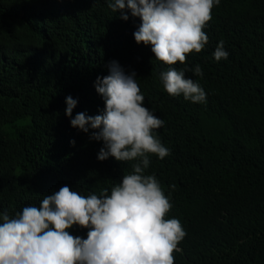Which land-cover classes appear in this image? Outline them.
<instances>
[{
	"label": "trees",
	"instance_id": "16d2710c",
	"mask_svg": "<svg viewBox=\"0 0 264 264\" xmlns=\"http://www.w3.org/2000/svg\"><path fill=\"white\" fill-rule=\"evenodd\" d=\"M110 2L0 0V213L39 207L65 185L110 194L132 174L138 161H99L103 141L65 115L68 96L78 101L73 118L103 113L94 84L116 61L136 73L143 106L164 121L155 134L170 155L148 154L144 174L172 205L165 219L186 233L174 264H264V0H220L204 49L171 66L136 43L141 20L120 19ZM36 9L47 16L46 34L32 25ZM220 41L228 58L216 61ZM170 68L197 82L206 102L170 96L160 79ZM69 232L86 239L88 229Z\"/></svg>",
	"mask_w": 264,
	"mask_h": 264
},
{
	"label": "clouds",
	"instance_id": "9594fccd",
	"mask_svg": "<svg viewBox=\"0 0 264 264\" xmlns=\"http://www.w3.org/2000/svg\"><path fill=\"white\" fill-rule=\"evenodd\" d=\"M54 3L55 0H50ZM79 2V0H77ZM220 0H112L108 7L127 21L128 13L141 23L133 33L136 43L151 46L155 59L166 65L186 63L208 43L204 28ZM32 25L46 34L47 16L41 9L30 14ZM227 59L224 42L214 53ZM109 74L97 77L94 87L103 98L102 114L83 112L73 118L78 101L66 97L65 115L73 128L103 141L98 160L138 161L132 174L105 189L100 196L81 195L67 185L43 196L39 207H24L10 217L0 213V264H174V252L186 233L178 219H165L172 205L154 175H145L148 154L170 155L155 130L164 125L148 108L136 73L126 74L118 62L108 64ZM195 74L202 76L197 65ZM170 96L183 94L192 103L206 102L203 88L185 71L170 68L160 74ZM74 143V142H73ZM88 229L87 238L73 236V226Z\"/></svg>",
	"mask_w": 264,
	"mask_h": 264
}]
</instances>
